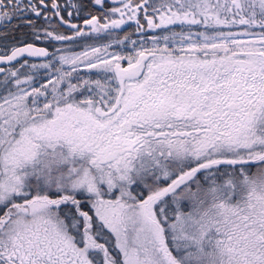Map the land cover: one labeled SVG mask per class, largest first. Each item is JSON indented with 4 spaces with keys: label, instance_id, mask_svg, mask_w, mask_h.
I'll return each instance as SVG.
<instances>
[{
    "label": "snow or ice",
    "instance_id": "obj_1",
    "mask_svg": "<svg viewBox=\"0 0 264 264\" xmlns=\"http://www.w3.org/2000/svg\"><path fill=\"white\" fill-rule=\"evenodd\" d=\"M0 264H264V0H0Z\"/></svg>",
    "mask_w": 264,
    "mask_h": 264
}]
</instances>
